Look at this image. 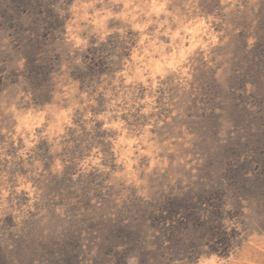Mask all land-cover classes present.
Segmentation results:
<instances>
[{"label": "rangeland", "instance_id": "rangeland-1", "mask_svg": "<svg viewBox=\"0 0 264 264\" xmlns=\"http://www.w3.org/2000/svg\"><path fill=\"white\" fill-rule=\"evenodd\" d=\"M71 2L0 0V264H199L190 226L154 258L125 237L151 240L167 198L205 219L220 206L237 230L220 257L264 264V0H131L164 4L147 28L111 15L129 0L96 4L83 67Z\"/></svg>", "mask_w": 264, "mask_h": 264}, {"label": "trees", "instance_id": "trees-1", "mask_svg": "<svg viewBox=\"0 0 264 264\" xmlns=\"http://www.w3.org/2000/svg\"><path fill=\"white\" fill-rule=\"evenodd\" d=\"M180 204L181 201L176 198H167L155 205L147 218L153 232L152 235L149 234L151 240L143 238L142 241L138 239L136 233L127 232L125 235L127 241L131 239L137 242L140 241L143 259L154 258L156 254L154 250L158 249V247L161 251H167L173 245L183 244L184 241L180 236V230L190 226L196 232V236L193 239H189L187 244L190 245V253L194 257L204 254L205 246L219 256L227 255L230 248L236 243L235 233L237 230L228 231L223 223V210L220 206H216L212 211L213 215L210 219H205L194 212L181 215ZM156 233L158 235L161 234V236H155ZM128 249L133 250V248Z\"/></svg>", "mask_w": 264, "mask_h": 264}, {"label": "clouds", "instance_id": "clouds-1", "mask_svg": "<svg viewBox=\"0 0 264 264\" xmlns=\"http://www.w3.org/2000/svg\"><path fill=\"white\" fill-rule=\"evenodd\" d=\"M63 2V0H62ZM122 2V0H107V3L104 2V0H89V2L84 3L82 0H72L70 6L65 10H58L59 15L63 17L66 12H70L72 19L69 20V33L71 40L74 41V43L69 48V55L72 56L71 63L74 65H78L80 67H83L82 64V55H74L73 50L78 51V53L83 54L85 50L89 46H95L90 45V39L96 36L98 28L90 27L93 24L98 25L97 17L99 16V13L95 11V5L100 4L102 8H111L118 3ZM223 3L224 0H221ZM231 7H240L243 9L244 5H238L236 4L235 0ZM124 7L128 10L126 13H112L114 19L119 20L122 18V15H127L129 17L130 22L135 21L137 27H143L147 28L149 24H154L156 21H154L151 17L153 14L158 13L160 10L164 9V4L159 5V7L150 6L147 3H131V0H129V3H126ZM175 8V5H173ZM187 7V5H185ZM89 10H92V15L90 17ZM178 11V9H177ZM167 16H171L172 13H166ZM143 16L145 19L137 20L138 17ZM107 18V17H105ZM175 22V20L173 21ZM163 24H167L168 20L165 19ZM127 25H120V26H113L112 28L106 29L102 34H100L97 39L96 43L98 44L100 41L104 40L105 36L111 34V33H120L121 35L125 31V27ZM163 35H168L167 32L163 33ZM249 46L252 45L253 41H248ZM115 59V57H113ZM18 65L20 67H23L24 59L21 58L18 62ZM67 67V62L65 64L61 65V70L64 71V75H67V71L65 70ZM115 83V81H114ZM91 89H89L90 91ZM71 91H74V85L71 86L69 91H66L64 95H70ZM24 93L19 92L15 99H19V96H23ZM59 98V97H57ZM25 100L28 99L27 96L24 97ZM8 112L15 111V100L12 101V107H9L6 109ZM40 117L43 118V113L40 114ZM193 134L192 136H189L188 139L191 140L194 138ZM19 189H15L13 196L17 195L19 193ZM5 197L9 196V192L5 191L3 193ZM9 201H6L4 204V207L7 208ZM13 205L16 204V200L12 199L10 201ZM30 206V205H29ZM42 223V222H41ZM45 234H47V229L44 230ZM252 245V251L255 252L256 249H259V252L261 254H264V239H261L259 243H256L255 241L250 242ZM199 264H235L233 261L232 256H228L225 259H222L220 256H218L216 253L211 252L207 246H205L204 249V255L200 257Z\"/></svg>", "mask_w": 264, "mask_h": 264}]
</instances>
